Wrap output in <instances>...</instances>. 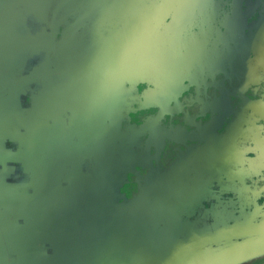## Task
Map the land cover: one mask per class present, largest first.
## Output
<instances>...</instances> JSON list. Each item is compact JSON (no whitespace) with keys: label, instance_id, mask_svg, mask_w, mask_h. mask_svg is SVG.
<instances>
[{"label":"crops","instance_id":"1","mask_svg":"<svg viewBox=\"0 0 264 264\" xmlns=\"http://www.w3.org/2000/svg\"><path fill=\"white\" fill-rule=\"evenodd\" d=\"M10 2L25 18L18 1ZM124 2V12L106 11L116 26L149 0ZM61 7L40 33L3 29L0 21V264H160L183 245L226 233L173 264H264V57L257 47L253 70L229 55L230 35L218 48V32L204 25L200 33L213 35L205 46L212 61L131 43L132 69L135 53L154 52L156 85L137 101L153 117L125 127L128 91L145 77L129 81L132 72L117 74L106 57L91 62L96 48L71 50L75 31ZM57 35L56 45L50 39ZM76 52V61L65 60ZM156 52L164 57L156 61ZM170 69L171 86L161 88ZM103 103L116 104L114 113L97 119ZM195 112H209L211 120L196 127Z\"/></svg>","mask_w":264,"mask_h":264},{"label":"rangeland","instance_id":"2","mask_svg":"<svg viewBox=\"0 0 264 264\" xmlns=\"http://www.w3.org/2000/svg\"><path fill=\"white\" fill-rule=\"evenodd\" d=\"M17 1L19 9L21 8V11L26 15L25 18L21 20L13 14L12 1L0 0V21L4 23L3 29H6L8 25L13 26V28L19 31H22V29L24 30L26 27H34L37 28L35 31L40 33L41 28L48 24L39 19L42 18L41 9L43 10V16L44 13L49 15L51 22V13L54 10L57 11L58 7L63 5L60 4L58 0H49L45 5L40 4L39 0ZM24 1H31L32 3H24ZM119 1L120 0H101L100 3L95 6L87 3H80L78 0L77 11L68 17L70 19L67 20L66 23L72 24V28H74L75 31L72 38L68 40L71 50L75 47L76 50L88 52V49H94L95 46L100 44L103 45L104 36L108 35V37H114L115 40H118L119 37L124 34L122 31L112 26L114 22L106 14V11L111 7H113V10L117 9V11L122 10L121 12H124L123 7L127 8L128 5L124 2L122 6ZM159 1L161 0H149L147 3L140 4L138 10L127 15L125 14L126 11L123 14L125 23L129 19L131 23L135 24L131 27V30L135 32L136 37H130L129 43H136L139 40L140 43L144 42V44L150 45L155 42V46H159L164 52L172 51L178 54L181 52L185 56V59L190 61L196 60L194 56L198 54H205V59L212 61L213 58L208 55L205 46L208 45L210 41L214 44L212 39L213 35L200 33L202 25H204L208 26L209 32L215 30L218 32L217 37H215L218 48L229 42L228 37L229 35L231 36V43H235L232 46L233 49L235 48V53L232 51L229 55L235 54L236 62L241 65L251 69L254 68L251 52L256 47L259 56L264 57V0H230L226 3L225 0ZM89 9H92L89 17L87 19L83 18ZM221 11L225 13V18L220 15L219 12ZM256 12H258V17L254 21L249 17H253L251 15ZM45 18L48 22V16ZM255 22H257V25H255ZM198 24L199 27L197 28ZM114 25L116 26V24ZM151 31H155L156 35H152ZM157 32L159 36H157ZM59 33L60 31L57 32V34ZM24 37L28 39L31 38ZM60 37L61 35H57V37L53 38L54 44L57 45L55 41H59ZM8 38L9 37L6 35H2L1 42L5 44ZM44 40H46V38L43 39V41ZM116 43L122 44L126 42L116 41L114 44ZM53 48L55 50V46ZM131 48L132 47L129 46V49ZM153 54V52H150V54L141 52L136 58L135 53L133 65L134 77H151L154 75L155 69L152 66L149 67V65H151L150 61L154 57L152 56ZM191 54H193L192 57ZM148 55H150V57ZM158 55H160L159 58L164 57L163 53L159 54V52H156V57L154 58L156 61ZM79 56L78 52L71 55L68 54V58H65V60L68 62L76 58L74 59V61H76ZM145 63L148 65L146 68L143 67ZM192 63L193 62H189V64ZM261 65H264V60L261 61ZM217 94H219V92H217ZM227 112L231 113L232 109H227ZM200 113L201 112H195L193 114V122H198L196 127H201L211 120V114L209 112ZM95 152L96 150L94 153ZM85 213L89 214L87 210Z\"/></svg>","mask_w":264,"mask_h":264},{"label":"flooded vegetation","instance_id":"3","mask_svg":"<svg viewBox=\"0 0 264 264\" xmlns=\"http://www.w3.org/2000/svg\"><path fill=\"white\" fill-rule=\"evenodd\" d=\"M70 3L71 2L64 3L62 5V7L60 8V13L63 14L65 12H68L69 14H73L74 12H76L78 5L77 4H70ZM130 6L131 7H134L135 5H130ZM58 10H59V7H58ZM54 13H55V10L51 13V16L52 17L54 15ZM46 16L47 15L45 14V17ZM42 22H44V23L46 22V24H47V20H43ZM54 23H55V21H53V22L52 21L51 22L49 21V24H47L45 26L52 27ZM121 23L124 24V28L123 29H120ZM134 25L135 24L131 23L129 21V19L126 21V23H125V20L122 19L118 23V26H116V27L113 26V27L114 28H117L120 31H122V33H124V34H122L119 37L118 40H115L114 37H107V40L105 41V43L103 41V45H101V44L98 45L99 46V49H98V47H95L96 48L95 49L96 51H94L91 55L88 56V58L90 57L89 60L91 62H93V61H96V59L98 60L103 55H105L106 58H107V60L110 61V67H111L112 71L116 72L119 75H123V74L125 75L126 72H132V75H133V69L130 68V64L129 65L126 64V62H127V54L129 53L128 49H129V46H131L130 45L131 43H129V44L128 43H122V44L116 43V44H114V43L116 41H122V42L124 41V42H127L128 40L130 41V37H136L135 32L131 30V27L134 26ZM50 40L53 41V38H51ZM132 44L134 45L135 42H132ZM136 44H139V46L141 45L140 46L141 48L142 47H148L146 44H144V42L143 43H140L139 40L136 42ZM125 46H126V49H125ZM149 47L152 48V49H154V50L157 49L156 48L157 46L152 47L150 45ZM151 52H153V51L151 50ZM115 55H117L120 58L121 62H120V60H119L118 63H114L112 61L111 57L112 56H115ZM131 66H132V62H131ZM89 68H92L94 70L92 72V74L94 76H96L97 75V72H98L97 71L98 69H97L96 65H95V67H89ZM108 72H110L109 69H108ZM173 72L174 71L171 70V69L163 72L165 75L161 79L162 80V82H161L162 84L159 85V86H161V88L163 86H165V87H168V86L170 87L171 86V84H169V83L171 82V78H172V76L174 74ZM75 76H76V73L74 75H72V77L70 78V80H73L75 78ZM151 77H153V76H151ZM151 77H145V81L147 83L144 84V85H137V87H136V85H134L135 86L134 88L133 87H130V91H128V98L125 95H124L125 96L124 97V96H122L120 94L117 96V99H119V100H123V99L125 100L126 98L128 99V104L125 107H126V109H128L127 112L129 114V118H128L127 121L124 119L122 126H125V127H141L140 125L143 124V121H145L146 118L153 117L152 116L153 115V112L152 111H143V112H141L142 111L141 110L142 108H141L140 104L137 103V101H142V98H143V95H144L142 92H146V89L149 88V87H150V89H152L153 87L155 88V85H156L155 84V81H154L155 79L150 80ZM134 78H136V77L131 76V78H129V81H131ZM99 85H101L102 87H104V83H103V80L102 79L99 81ZM115 87H118V88L121 89V84H116V85H113L112 84V87L111 88L113 89ZM95 89H96V87H95ZM107 94H109V92ZM141 94H143V95H141ZM115 105L116 104H114V103L111 104V105H106V103H103L101 108L96 109V113H97L96 114V117H97V119L99 118L98 116L104 117L106 115V113H107L108 110L110 111V114H113L114 113L113 108H114ZM121 109H120V111H121ZM124 112H126V111L124 110L123 113ZM120 119L121 118L119 116L118 120H120ZM152 121H150L149 123L145 124V126H147V127H153L154 121L153 122ZM140 122H141V124H139Z\"/></svg>","mask_w":264,"mask_h":264},{"label":"water","instance_id":"4","mask_svg":"<svg viewBox=\"0 0 264 264\" xmlns=\"http://www.w3.org/2000/svg\"><path fill=\"white\" fill-rule=\"evenodd\" d=\"M102 57H106V56L103 55ZM111 59L114 63H118L120 60V58L117 55L112 56ZM227 234L228 233H226L225 235L219 236L218 238H211V239L205 238V239L193 241L191 243L183 245L179 247L177 250H175L167 259L163 260L160 264H173L178 259V257L181 256L186 251L191 250L192 248L196 246H203V245H209L210 243H215L218 241L219 238L222 239L224 238V236H228Z\"/></svg>","mask_w":264,"mask_h":264}]
</instances>
